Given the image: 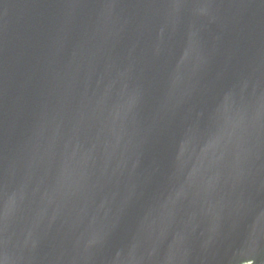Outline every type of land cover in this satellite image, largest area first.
Wrapping results in <instances>:
<instances>
[{
	"label": "water",
	"instance_id": "1",
	"mask_svg": "<svg viewBox=\"0 0 264 264\" xmlns=\"http://www.w3.org/2000/svg\"><path fill=\"white\" fill-rule=\"evenodd\" d=\"M0 264H264V0H0Z\"/></svg>",
	"mask_w": 264,
	"mask_h": 264
}]
</instances>
